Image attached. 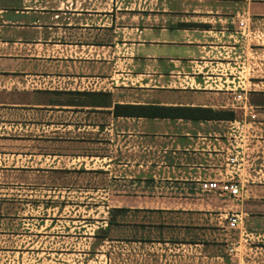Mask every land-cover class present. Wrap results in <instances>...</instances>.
<instances>
[{
    "label": "crops",
    "instance_id": "obj_1",
    "mask_svg": "<svg viewBox=\"0 0 264 264\" xmlns=\"http://www.w3.org/2000/svg\"><path fill=\"white\" fill-rule=\"evenodd\" d=\"M55 56L60 79L32 84L37 62ZM115 103L234 117L115 116ZM37 113L49 134L35 135ZM0 119L24 124L28 147L25 164L14 150L0 163L32 167L44 137L63 159L53 179L104 185L93 192L100 224L79 233L80 249L53 252L57 262L264 264V0H0Z\"/></svg>",
    "mask_w": 264,
    "mask_h": 264
},
{
    "label": "rangeland",
    "instance_id": "obj_2",
    "mask_svg": "<svg viewBox=\"0 0 264 264\" xmlns=\"http://www.w3.org/2000/svg\"><path fill=\"white\" fill-rule=\"evenodd\" d=\"M41 57L44 59V56H40L39 59ZM45 61H51V63L47 66V63L43 61L37 62L36 74L38 75L31 81L35 86H47L53 80L52 84H55V81L60 79L57 77L61 73L58 56L47 58ZM117 64L119 68L120 65ZM50 66H52L51 73H46L45 69L49 71ZM121 66L124 67V63ZM36 120L35 135L49 134L50 131H43L45 128L42 121L45 120L44 115L37 113ZM0 121L3 120L0 119ZM4 121L5 123H0V138L4 139L0 143V152L9 154L14 150L20 154L18 157L20 164H25L27 156L24 154H27L28 147L26 143H23V139L27 137L19 134L26 133L24 128H27L24 124H14L16 129L13 131L12 126L14 125L10 124L12 120L5 119ZM16 139H20L19 144L16 143ZM36 139L35 160L31 162L32 167L20 165L12 167L18 163L10 156L5 158L4 162L1 161L8 167L2 168L0 165V194L4 193L0 195V264H103L104 257L96 259L95 262L86 263V257L83 254L68 256L72 261L77 259L75 263L57 262L55 259L57 254L53 252L59 250L60 247L67 248L73 246L75 242L79 249L83 247L86 242L79 238L80 234L84 236L82 232L88 233L95 228V225L100 224V216L103 215L104 209L103 199L93 192H103L101 186L104 187V185L102 182L90 183V181L85 182L78 179L76 182H80L76 185L78 187H75L74 182L69 186L59 181L60 179H53L48 170L53 165L60 167L63 159L60 163L53 161L47 153L57 150L58 146L48 144V138ZM28 168L36 174L34 186L23 183V173L26 172L21 170ZM17 169H20V184L16 182L17 175H12ZM90 176V173H84L83 177L90 178ZM100 183H102L101 186H99ZM96 202L101 203L97 209L94 207ZM45 256L53 259L54 262L45 261ZM60 258H63V255H60Z\"/></svg>",
    "mask_w": 264,
    "mask_h": 264
},
{
    "label": "trees",
    "instance_id": "obj_3",
    "mask_svg": "<svg viewBox=\"0 0 264 264\" xmlns=\"http://www.w3.org/2000/svg\"><path fill=\"white\" fill-rule=\"evenodd\" d=\"M115 116L182 117L189 119H233L230 110H218L200 106H164L142 104H119L113 108Z\"/></svg>",
    "mask_w": 264,
    "mask_h": 264
},
{
    "label": "built area",
    "instance_id": "obj_4",
    "mask_svg": "<svg viewBox=\"0 0 264 264\" xmlns=\"http://www.w3.org/2000/svg\"><path fill=\"white\" fill-rule=\"evenodd\" d=\"M239 24L242 26L243 22H239ZM235 100L241 99V94H237L234 97ZM226 190L228 191V193L234 197L237 198L240 196L241 194V190L238 184H236L234 181L230 180L227 182L226 184ZM238 215L237 214H231L227 217V221H228V226L229 227H234L236 225V223L238 222Z\"/></svg>",
    "mask_w": 264,
    "mask_h": 264
}]
</instances>
